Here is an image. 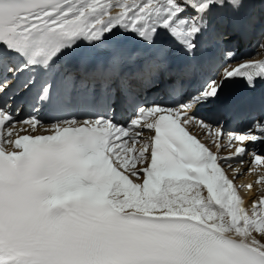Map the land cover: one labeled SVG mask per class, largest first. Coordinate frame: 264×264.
Masks as SVG:
<instances>
[{"label": "snow or ice", "instance_id": "snow-or-ice-1", "mask_svg": "<svg viewBox=\"0 0 264 264\" xmlns=\"http://www.w3.org/2000/svg\"><path fill=\"white\" fill-rule=\"evenodd\" d=\"M245 2L0 0V264H264L232 167L264 168V59L212 23ZM209 38L224 62L189 91Z\"/></svg>", "mask_w": 264, "mask_h": 264}, {"label": "rangeland", "instance_id": "rangeland-1", "mask_svg": "<svg viewBox=\"0 0 264 264\" xmlns=\"http://www.w3.org/2000/svg\"><path fill=\"white\" fill-rule=\"evenodd\" d=\"M245 4H243L244 6ZM250 5H253L252 3ZM249 12H244V23L251 25V35L249 34V37L245 38V40L239 39L238 36L231 38H226V46L233 50L237 57H244V58H252V59H258L259 56H261L264 53V48H260L259 45L261 43H264V8L262 7H256L253 6ZM232 10V9H231ZM228 22V21H227ZM212 23L214 28L216 29H226L229 31L231 30V26L229 24L220 25V22L215 21L214 17H212ZM259 53V55H257ZM223 55V52H222ZM221 65V64H220ZM148 96V95H147ZM149 97V96H148ZM151 98V97H149ZM201 115L208 114L207 111L201 110ZM246 121V120H245ZM240 126V123L238 124ZM227 127V125H226ZM229 130L235 129L233 127H227ZM196 128H193L192 131L195 132V134L198 136V138L201 139L202 142H207V144L212 147V149H215L214 146L211 145L210 140L208 137L203 135V131L198 128V130H195ZM264 147V146H262ZM216 150V149H215ZM227 150L222 151L220 153L221 156L227 155ZM245 163L243 165L233 163L232 167L239 169L243 175L236 178L234 181L237 182V185H247L249 183L253 184V188L251 190L247 189L246 187H240L239 193L241 195H245L246 201L249 203L251 202V198L258 197L261 194H264L261 192L260 185L255 184V181L257 179V176L260 174H264V168H260L258 172L249 174L247 172L248 168L251 167V157H244ZM227 174L232 178L233 172L231 169L226 168ZM242 180V181H241ZM255 192L252 194V192Z\"/></svg>", "mask_w": 264, "mask_h": 264}, {"label": "bare ground", "instance_id": "bare-ground-1", "mask_svg": "<svg viewBox=\"0 0 264 264\" xmlns=\"http://www.w3.org/2000/svg\"><path fill=\"white\" fill-rule=\"evenodd\" d=\"M251 3L253 5H250ZM243 4H245V5L242 6L238 12H233V10H231V7H225L224 9L215 10L213 17L215 20H217V22L221 23L223 21H228L226 23H229L233 28H237L238 30H242L243 16L245 14L244 12H249V10L254 8L253 6L264 8V3H261L260 0H246V2ZM237 25H239V26H237ZM205 46L208 48H212L213 50H215L217 48V47H212L209 44H207ZM263 57H264V54L262 57H260V59H262ZM249 59H252V58H249ZM212 69H213V67H212ZM199 71L200 70H198V73H199ZM45 118L47 119L48 117H45ZM239 123H240V126H238ZM244 123H246V121L244 120L241 122V119L236 120L234 123H229V117H228V124L227 125L229 127L234 126V128L236 129V128L242 127L244 125ZM253 193H255V192L253 191L252 194ZM243 199L246 202V206L248 204H250L248 201H246V198H243Z\"/></svg>", "mask_w": 264, "mask_h": 264}]
</instances>
